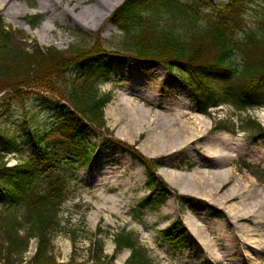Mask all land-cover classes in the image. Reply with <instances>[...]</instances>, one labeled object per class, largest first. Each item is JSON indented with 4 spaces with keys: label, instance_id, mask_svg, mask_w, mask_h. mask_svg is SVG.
<instances>
[{
    "label": "rangeland",
    "instance_id": "rangeland-1",
    "mask_svg": "<svg viewBox=\"0 0 264 264\" xmlns=\"http://www.w3.org/2000/svg\"><path fill=\"white\" fill-rule=\"evenodd\" d=\"M188 1L181 0L182 3ZM55 3L53 5L49 0H4L0 16L15 30L17 37L27 36V43H35L41 48L54 47L61 52L69 61L65 66L67 75L74 71L71 61L80 56V50L121 51L123 35L108 22L113 11L106 20L97 23L95 18L100 12L95 0H86L82 4L77 0L69 4L66 0H56ZM212 3L224 6L228 0H212ZM11 6L21 11L8 13ZM56 8L67 9L70 15L55 13L52 22ZM23 10V16H15ZM56 12L60 13L59 10ZM80 12L87 20L82 24L72 20ZM201 14L203 19L210 16L209 11ZM34 17H40V21L30 27L27 20ZM40 26L48 27L49 31L33 34ZM179 28L176 35H183ZM93 70L99 79V91L110 93L112 98L103 110L105 135L133 146L145 158L157 159L160 165L156 173L163 180L162 174L168 175L173 185L164 181L173 192L160 203L142 205L150 195L145 188L146 170L123 150L95 155L89 165L76 170L66 168V197L58 217L60 232L51 240L50 252L55 261L68 264L73 259L74 264H94L91 252L94 243L96 251L102 247L101 258L105 263L126 264L129 250L115 253L113 239L120 233H127L144 248L149 264H264V208L258 213L253 207L255 201L264 197V139L255 136V131L247 127L250 119L264 131V107L235 111L227 105H220L209 109L208 117L202 115L208 121L206 129L198 128L196 118L201 114L191 99L189 86L160 63L110 60ZM2 94L0 125L15 135L16 130L23 148L21 154L4 156L6 166H12L29 155L32 143L23 135L22 129L12 127L24 116L22 103H7ZM125 101L129 104L125 105ZM9 109L11 114H6ZM177 112L186 114L183 120L187 133L180 138L185 141L184 147L165 152L168 148L162 146L161 141H170L164 131L172 124ZM37 119L44 121L42 117ZM197 129L201 137H194L195 140L190 142L187 134ZM88 138L91 141L97 139L93 133ZM155 144L161 145L162 149L153 151L151 145ZM217 145L221 149L231 147L234 159L217 163L214 158L206 157L205 154L213 153ZM141 151L152 153L145 156ZM251 151L255 156L247 155ZM178 187L184 191L190 189L195 195L181 193ZM204 188L214 193V200L227 193L230 198L219 208L209 203V199L196 196L204 194ZM246 194L248 198H244ZM152 198L157 201L155 196ZM243 199H246L245 203H240ZM111 200H118L115 214L108 210ZM224 209H231L238 217L232 218L230 214H234ZM95 212L98 217L90 223L89 218ZM217 212H222L223 217H218ZM175 222H182L186 232L178 240L168 241L164 231ZM188 222L195 226L200 240L207 241L205 248L199 246L191 235ZM97 228L101 230L100 234L96 233ZM178 229L175 227L171 233L175 235ZM36 245V239L30 240L27 252L21 258L12 259L14 264H27L35 254ZM213 253L215 256L211 257Z\"/></svg>",
    "mask_w": 264,
    "mask_h": 264
},
{
    "label": "trees",
    "instance_id": "trees-1",
    "mask_svg": "<svg viewBox=\"0 0 264 264\" xmlns=\"http://www.w3.org/2000/svg\"><path fill=\"white\" fill-rule=\"evenodd\" d=\"M203 11L210 16L203 19ZM39 21L34 17L27 24L35 27ZM108 22L123 35L121 51L80 50L71 61L74 71L67 75L69 61L61 52L27 43V36L17 37L0 16V94L7 103H22L24 116L12 127L22 129L32 143L24 160L6 166L4 156L21 154L23 148L16 130L15 135L0 125V264H14L12 259L21 258L32 239L36 251L27 264H58L50 249L53 235L60 232L64 172L89 165L95 155L123 150L139 161L151 195L142 205L172 195L156 173L157 159L145 158L133 146L105 135L103 110L111 94L99 91L93 70L101 63H160L189 86L202 114L219 105L235 111L264 107V0H228L224 6L212 0H124ZM178 28L183 35H176ZM5 113L11 114L10 109ZM247 127L264 139L253 120ZM90 133L96 134L95 141L88 138ZM175 227L179 229L173 235ZM164 233L168 241H176L185 229L175 222ZM113 243L115 253L130 250L126 264H149L145 250L130 234H118ZM91 252L94 264H108L101 258V246L96 251L93 243ZM74 263L71 259L68 264Z\"/></svg>",
    "mask_w": 264,
    "mask_h": 264
},
{
    "label": "bare ground",
    "instance_id": "bare-ground-1",
    "mask_svg": "<svg viewBox=\"0 0 264 264\" xmlns=\"http://www.w3.org/2000/svg\"><path fill=\"white\" fill-rule=\"evenodd\" d=\"M49 1L51 2V4L53 3V5L56 4L55 3L56 0H49ZM66 1L69 4L71 1H74V0H66ZM85 1L86 0H77V2H79L80 4L84 3ZM95 2H96V6L99 7V12H100L99 15L96 16L95 19H96V22L99 23V22H102L103 20H106L107 17L110 15V13L113 11V9L120 2H122V0H108V1H105V2H103L102 0H95ZM3 3H4V0H0V7H3L4 6ZM11 10H14V13H18L19 11H21V9L18 10L16 6L9 7V12L8 13H11L10 12ZM57 10H59L60 13L56 12ZM23 13H24V10L22 12H20L19 14L15 15V16L16 17H18L19 15L20 16H23ZM55 13L61 14V15H66V14L67 15H70L69 14V11L67 9L56 8L55 9V12H53V15H52L53 18L51 17V21L52 22L54 21V14ZM81 16H82V12H80L79 14H77L76 16H74L72 20L75 21V22H77V23H80V24L85 23L87 20L86 19H83ZM44 31H47L48 32L49 31V28L48 27H45V26H40L37 30L35 29L32 33L33 34H36L37 32H44ZM124 103H125V105H128L129 104L127 101H125ZM185 116H186V114L184 112H177V113H175L173 115V118H172L173 119L172 120V124L164 131V136L166 138L170 139V141L169 140L168 141L167 140H162L161 141V145L162 146L164 145V146H166V148H168L167 150H165V152H171V151H175V150H180L181 147H184L183 146V143L185 141H183L180 138H182V136L187 133V131H186L187 126L184 125L185 124V121L183 120V118H185ZM195 116H197V115H195ZM196 120L199 123L198 128H200V127L203 128L204 127V129H206L207 123H208L207 119H205L202 115H198L197 118H196ZM262 122L264 124V115L262 116ZM159 125L161 126V124H159ZM199 131L200 130L197 129L196 131H193V132L188 133L187 134V135H189V139L188 140H190V142H192L193 140H195L194 137H196V139L197 138L199 139L201 137V135H200L201 133ZM161 145L160 146L158 144L151 145V148H152L153 151L155 149L161 150L162 149ZM217 146H218V149H216ZM217 146H216V148L213 149V153H207V154H205V156L206 157H210V158H214L215 162H217V163L218 162H223V163L224 162H230V161H232L234 159V155H232L233 149H231V147L224 146V148L221 149L219 147V145H217ZM141 152L145 156H150V152H145V151H141ZM254 154L255 153L252 152V151L249 152V153H247V155L250 156V157L255 156ZM162 176H163V178L165 179V181L167 183H169L170 185H173V182H171V180L167 178L168 175L162 174ZM178 190L181 193H194V191H192L190 189H186L184 191L183 188H181V187H178ZM204 190H205L203 192L204 194H200V195L199 194H196V196H198L200 198H204V199H209L208 200L209 203L214 204V205H216L219 208H221V206H222V204L224 203L225 200H228L230 198V195L227 193V195H225L223 198L214 200L212 198L213 195H214V193H211V191L206 190L205 188H204ZM193 195H195V193ZM246 197L248 198V195L247 194H246V196H244V198H246ZM245 200L246 199H243L240 203H245ZM260 200L261 201H258V200L255 201V203L253 204L254 212H258L259 213L260 211H262V208H264V197H262V198L260 197ZM110 203H111V205H110V207H108V210L111 213H114L115 214L118 211L117 208H116L117 203H118V200H115V201L111 200ZM247 205H248L247 208H250L249 204H247ZM104 207H105L104 204H102V209H104ZM224 210L227 213H229L230 211L233 213V211L231 209H230V211H227L226 209H224ZM233 214L235 216L232 215V214H230L232 216V218L238 217V215L236 213H233ZM230 215H228V216L230 217V219H232ZM97 217H98V214H97V212H95L89 218L90 223H94L96 221ZM187 227L189 228V231H191V235L195 238L197 244L199 246L205 248V244L207 243V241L200 240V238L196 234L195 226L194 225H190V223L188 222ZM214 256H215L214 253H213V255L211 254V257H214Z\"/></svg>",
    "mask_w": 264,
    "mask_h": 264
}]
</instances>
